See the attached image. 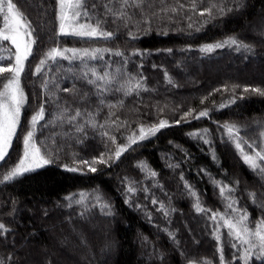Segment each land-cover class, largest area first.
I'll list each match as a JSON object with an SVG mask.
<instances>
[{
	"label": "trees",
	"instance_id": "16d2710c",
	"mask_svg": "<svg viewBox=\"0 0 264 264\" xmlns=\"http://www.w3.org/2000/svg\"><path fill=\"white\" fill-rule=\"evenodd\" d=\"M12 2L31 24L36 43L21 75L27 101L9 156L0 162V180L23 155V138L41 104L45 120L36 126L34 138L53 162L7 185L0 183V222L10 229L6 236H0V260L8 264L11 256L10 264H221L222 250L224 264H242L234 258L239 253L232 247L223 221L217 228L210 217L212 212H225V202L214 181L236 189L232 193L238 201L236 207L250 214V227L254 228L264 214V208L258 206L264 204V180L244 163L223 128L226 123L236 124L243 140L264 148L260 136L264 131V96L244 92L245 87L264 90V35L260 34L264 31V0H144L143 13L139 8L127 9L132 15L127 26L123 19L106 17L102 27L114 34L110 41L57 35L56 0ZM86 3L89 11L102 19L104 5L120 7V0ZM193 3L197 5L195 11ZM213 3L234 9L242 3L243 7L223 15L214 8L211 17L207 13L201 16L200 12ZM172 7L177 12L173 13ZM162 8L169 10L164 12ZM81 22L85 20L81 18ZM90 22L95 23V19ZM230 37L249 44L252 50L237 51L226 45L211 53L200 51L204 45ZM54 47L120 50L129 58L128 70L143 79L147 91L128 97L109 93L104 105L80 80L75 82L79 95L64 92L63 88L73 87V78L66 71L68 61H49L40 74L33 75L39 61ZM3 49L0 55L5 60L0 66H8L12 61L7 57L12 54L14 60L15 50L8 42H3ZM134 51L142 55H132ZM105 61L112 63L114 70L123 63V57L105 54ZM105 61L91 63L103 72ZM72 67L78 68L79 61ZM7 75L0 74V88ZM46 79L50 81L49 92L55 94L50 99L42 92ZM53 80L59 84V91ZM85 92L88 99L82 100ZM56 96L60 98L59 108ZM65 101L72 114L76 108L82 110L80 124H84L88 112L98 113L97 127L85 126L84 133H77L67 122L56 121L54 126L53 115ZM108 104L117 107L110 109ZM190 109L195 110L193 116L200 111L208 115L181 120ZM160 120L169 126L131 145L115 159L117 147L128 144L133 134L138 136L141 125L147 127ZM100 124L105 127L101 129ZM104 131L115 137V144L101 134ZM197 132L210 144L190 135ZM242 147L252 154L247 144ZM101 154L108 163L96 164V173L79 163H90ZM110 154L113 158L108 160ZM140 162L155 171L156 177L142 170ZM65 165L80 170L68 172ZM129 181L135 182V193H127ZM97 191L110 204L113 215H104L99 207H93L95 201H90L85 211L75 202L69 207L65 199L70 195L79 199L81 192L87 195ZM249 192L257 193L255 203ZM153 198L158 201L155 205ZM197 199L205 212L195 209ZM161 204L164 211L158 210ZM253 262L260 264L254 258Z\"/></svg>",
	"mask_w": 264,
	"mask_h": 264
},
{
	"label": "snow or ice",
	"instance_id": "6c2138e0",
	"mask_svg": "<svg viewBox=\"0 0 264 264\" xmlns=\"http://www.w3.org/2000/svg\"><path fill=\"white\" fill-rule=\"evenodd\" d=\"M144 0H120L119 9H114L111 5H104V19H102L95 12L89 11L86 0H56V20L58 21L59 30L57 35L60 36H73L80 39L88 40H104L110 41L113 38V33L104 30L102 25L106 23V17L112 15L115 19H123L126 22L132 19V15L127 12L128 8H139L143 13L144 9L142 7ZM93 9L97 6L94 4ZM183 8L184 5H179ZM243 7L242 3H237L236 8L226 7L224 4L217 5L215 3L211 4L204 11L200 12L201 16L206 13L210 17L212 16V9H217L218 12L223 15L226 12H232L234 10H239ZM197 5L193 3L192 10L195 11ZM169 9L162 8L161 11H168ZM173 13L177 12L176 7L170 9ZM0 16L3 17V25L0 26V51H3V42H8L13 48H15L14 60L12 59V54H9L7 59L12 61L8 66H0V74L7 73L5 77L6 82L3 87L0 88V162H4L6 157L9 156V151L13 145V140L17 135V128L21 121V110L25 106L27 97L24 94V90L21 87V74L25 71V61L29 59L33 52V45L36 43L34 37V31L31 24L27 18L18 10L17 5L12 2V0H7L6 10H5V0H0ZM81 18L85 22H80ZM95 19V23L90 21ZM264 35V31L260 33ZM130 38H135L132 33H129ZM234 46L237 51L244 49L245 51H251V46L249 44L243 43L236 37H230L227 40L218 42L216 44L204 45L200 48L202 53H211L215 49L223 48L225 46ZM171 52V49L168 50ZM105 54L114 57H123V63L118 64L115 69L112 68V63L105 61ZM132 55H142L140 52L134 51ZM5 60L3 55H0V63ZM66 60L69 63V67L66 69L68 73L71 74L73 78L72 88H63L62 91L71 93L74 96L80 94V89L76 87V81L80 80L89 85L100 105H104L106 100L104 97L109 93H122L124 97L133 95L134 93H139V91H147V88L143 84L142 78H137L133 75L127 68L129 58L125 56L124 52L120 50H113L111 48H59L54 47L48 51L44 58L39 61L36 66V71L33 75L40 74L44 66L51 61L53 64H58L59 61ZM75 61H79V67L74 68L72 65ZM96 61H105L107 67L100 72L94 65ZM166 79L171 83L168 74L165 73ZM66 79L68 77H65ZM49 80H45L42 85V92L49 99L52 94L49 92ZM55 84V81H52ZM56 89L59 91V84H55ZM234 88L236 86H233ZM244 92L257 93L264 96V90L260 88H244ZM59 96H56L57 107L59 108ZM88 99V93L85 92L82 100ZM243 99V97H241ZM235 102L234 100L232 101ZM47 103V100L45 101ZM123 104V101L120 102ZM203 103V100L201 101ZM226 105H221L225 107ZM108 107L115 108L116 104H108ZM194 109H190L188 112L181 116V120H187L188 117L194 119H200L208 115L207 111H200L197 115L193 116ZM98 113L88 112L87 116L84 117V124H80L79 120L82 118L83 113L80 108H76L74 114L70 106L65 101V106L53 115V125L55 126L56 121H60L61 124L67 122L70 124L77 133H84L85 126H90L93 129L97 127V122L95 116ZM45 120V107L41 104L40 110L36 112L30 119L29 130L23 138V155L20 157L19 162L10 168L3 175V179L0 183L5 185L14 182L20 177L24 176L26 173H31L37 169L43 168L46 165L51 164L53 161L49 156L42 151L38 146L35 137V129L40 121ZM177 124L179 121L176 122ZM46 126V125H45ZM169 124L165 120H160L158 124H153L145 127L141 125L139 127V135L133 134L128 138V144L118 146L114 153L115 159H119L121 155L128 150L131 145L136 144L138 141H144L149 137L155 136L162 129L168 127ZM99 127L103 129L104 124H100ZM224 131L228 136V139L235 143L238 151H240L244 163L251 169L254 173L260 176L264 180V148H259L255 142L249 143L243 140L241 136V129L236 124L226 123L223 125ZM208 130H204V136L207 135ZM103 136H108L112 143L115 144V137L109 136L107 131L101 133ZM194 138L204 139L200 133L190 134ZM261 138H264V131L260 133ZM204 143L210 144L208 139H204ZM242 144H247L248 148L251 149L252 154L244 151ZM113 157L110 154L108 160ZM213 159H215V154L213 153ZM259 162V163H258ZM88 168L89 172L96 173V164H107L108 161L104 159V154H101L99 158H94L90 163L88 161H81ZM142 170L146 171L151 177H156L157 173L148 169L147 165L140 162ZM172 167V165H169ZM65 170L68 172H77L80 169L77 167L64 166ZM201 171H205L201 169ZM183 178V177H182ZM135 182L129 181L127 186V193H135L137 189L133 187ZM215 186L219 187L220 196L222 201L225 202V212L221 213L219 211L212 212L210 219L216 221L217 228L220 227L219 221H223V227L228 229V236L232 240V247L236 249L239 256H235L242 264H254L255 261H259L260 264H264V214H262L261 219L256 221L255 227H250V214L246 210L239 209L236 207L238 203L237 199L234 198L232 193L236 191L222 182H215ZM238 184V182H237ZM186 188L191 192L189 185H185ZM147 191V189H145ZM195 195V193H192ZM249 198L256 202L257 193L249 192ZM65 199L69 202V207L72 203L82 204L84 210H88V203L90 201H95L92 205L93 207H99L100 211L104 215H113L111 206L109 203L105 202L102 195L97 191L95 193L85 194L81 192L79 194V199L75 196H66ZM155 198L152 199L153 205L157 204ZM125 203H129L128 199H125ZM264 208V204L258 205ZM139 207V205H137ZM197 212H205L204 209L197 199L194 204ZM164 211V206L161 204L160 209ZM230 213L229 214V211ZM84 212H81V216ZM165 215L167 212L165 211ZM10 232V229L5 223L0 222V236H6ZM219 240V236H217ZM107 246V245H106ZM11 256L8 257V264H10ZM0 264H5V261L0 260ZM221 264H224V257L221 250Z\"/></svg>",
	"mask_w": 264,
	"mask_h": 264
},
{
	"label": "rangeland",
	"instance_id": "374dc122",
	"mask_svg": "<svg viewBox=\"0 0 264 264\" xmlns=\"http://www.w3.org/2000/svg\"><path fill=\"white\" fill-rule=\"evenodd\" d=\"M7 3V2H6ZM81 22V21H80ZM73 37V36H72ZM78 38V37H77ZM14 50H15V48H14ZM14 53H15V51H14ZM25 64H26V61H25ZM22 75V74H21ZM6 82V80L4 81V83ZM3 83V84H4ZM2 87H3V85H2ZM23 89V88H22ZM23 109V108H22ZM21 114H22V110H21ZM18 129V128H17Z\"/></svg>",
	"mask_w": 264,
	"mask_h": 264
}]
</instances>
